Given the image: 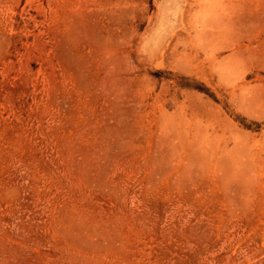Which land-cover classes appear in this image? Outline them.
Wrapping results in <instances>:
<instances>
[{
  "label": "rangeland",
  "instance_id": "374dc122",
  "mask_svg": "<svg viewBox=\"0 0 264 264\" xmlns=\"http://www.w3.org/2000/svg\"><path fill=\"white\" fill-rule=\"evenodd\" d=\"M0 264H264V0H0Z\"/></svg>",
  "mask_w": 264,
  "mask_h": 264
}]
</instances>
